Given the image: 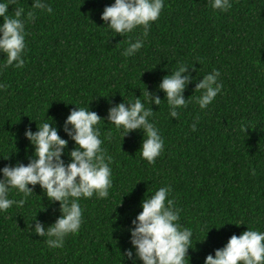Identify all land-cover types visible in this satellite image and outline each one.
I'll return each mask as SVG.
<instances>
[{"label":"trees","instance_id":"1","mask_svg":"<svg viewBox=\"0 0 264 264\" xmlns=\"http://www.w3.org/2000/svg\"><path fill=\"white\" fill-rule=\"evenodd\" d=\"M32 2L14 0L7 14L18 7L27 13ZM46 2L52 13L36 10L34 20L21 17L26 21L23 67L0 69V83L6 85L0 90V168L27 164L32 147L23 135L26 125L36 131V123L52 117L67 140L62 126L75 105L89 103L106 118L107 109L123 98L133 94L143 100L145 87L156 91L167 68L180 63L191 67L195 82L219 70L222 89L201 110L194 99L200 91L190 82L183 93L189 103L176 118L168 115L164 93H156L162 101L151 105L152 120L164 148L152 164L140 156L141 130L121 139V130L101 121V147L113 157L109 196L81 198V227L56 249L26 229L43 205L37 219L45 226L60 215L59 202L50 204L35 186L22 207L0 212V264H128L122 259L130 247L126 229L142 210L145 193L166 185L180 209L179 223L192 230L189 264H203L247 226L264 231V0H230L224 12L214 11L210 0H164L142 48L130 57L121 53L142 29L122 37L104 27L100 15L114 0ZM242 123L246 132L240 131ZM73 147L68 140L66 151ZM62 159L69 162L67 155ZM9 198L24 197L13 189ZM237 222L246 225L231 224Z\"/></svg>","mask_w":264,"mask_h":264},{"label":"clouds","instance_id":"2","mask_svg":"<svg viewBox=\"0 0 264 264\" xmlns=\"http://www.w3.org/2000/svg\"><path fill=\"white\" fill-rule=\"evenodd\" d=\"M13 2L14 0H0V19L3 21L0 23V53L4 54V63L0 65V69L9 66L22 68L24 65L26 21L21 17L34 20L36 10L52 13V7L46 0H33L31 11L26 13L23 7H18L10 16L7 13ZM210 5L214 11L220 12L227 11L232 6L230 0H210ZM163 7L164 0H114L110 6L104 7L100 19L104 27L122 37L138 27L142 29L140 38L128 42L121 53L130 57L142 48L150 23L159 18ZM189 68L191 67L182 63L174 70L167 68L168 74L161 78L156 91L150 92L145 87L143 100L141 95L135 97L133 94V98L127 101L123 98L107 109L106 118L91 111L89 103L86 107L66 103L75 105L62 126L67 140L58 135L52 117L45 116L39 126L36 123V131L26 125L23 135L32 147V154L26 156L27 164L16 161L0 168V212H5L13 205L22 207L25 198L33 194L35 186L39 185L50 204L59 202L60 215L53 223L45 226L37 219V212L45 210L43 205L26 229L45 237L49 248H61L65 237L77 233L81 227L80 199L91 198L94 194L98 199L107 198L112 187L113 157L101 147L103 141L98 124L101 121L105 123L106 119L108 124L121 130V139L130 132L141 130L143 138L139 148L140 156L149 164L154 163L163 151L164 139L152 120L155 111L151 105L160 106L162 100L156 93L162 91L168 115L176 118L178 109L186 108L189 103L183 95L186 86L196 81V77L188 71ZM219 76V70L214 68L195 82L194 90L200 91V95L194 99L201 110L206 109L221 92ZM5 87L0 83V90ZM190 127L193 131L196 130L195 123ZM246 130L247 127L242 123L240 131ZM68 140L74 142V147L66 151ZM62 155H67L68 163H65ZM8 157L4 159L7 160ZM13 189L22 193L24 198H9ZM171 191V186L166 185L159 187L154 193H145L140 202L142 210L126 229L130 234V247L124 250L122 259L128 264H189L188 250L193 247V234L190 228L182 227L179 223L180 209L171 198ZM231 224L246 225L240 222ZM203 264H264V231L247 226V230L239 236L231 235L222 248L214 250V256L207 255Z\"/></svg>","mask_w":264,"mask_h":264}]
</instances>
